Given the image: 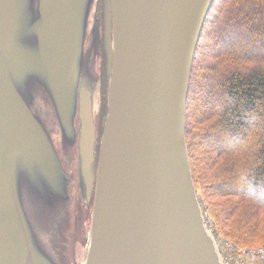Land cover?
Wrapping results in <instances>:
<instances>
[{"label": "water", "instance_id": "water-1", "mask_svg": "<svg viewBox=\"0 0 264 264\" xmlns=\"http://www.w3.org/2000/svg\"><path fill=\"white\" fill-rule=\"evenodd\" d=\"M215 0H0V264L53 262L68 172L95 181L83 264H222L187 144V103ZM93 18V23H92ZM59 137V145L55 138Z\"/></svg>", "mask_w": 264, "mask_h": 264}, {"label": "trees", "instance_id": "trees-1", "mask_svg": "<svg viewBox=\"0 0 264 264\" xmlns=\"http://www.w3.org/2000/svg\"><path fill=\"white\" fill-rule=\"evenodd\" d=\"M186 127L194 182L218 230L242 246H264V0H215L195 56Z\"/></svg>", "mask_w": 264, "mask_h": 264}, {"label": "flooded vegetation", "instance_id": "flooded-vegetation-1", "mask_svg": "<svg viewBox=\"0 0 264 264\" xmlns=\"http://www.w3.org/2000/svg\"><path fill=\"white\" fill-rule=\"evenodd\" d=\"M98 15V14H97ZM103 16V15H102ZM101 15L98 17L102 18ZM102 56V90L101 97L97 96V104L95 106L96 115L103 106V83L105 77L103 55L104 42L101 44ZM107 60V57H106ZM107 104V103H106ZM104 120L101 121L102 129H104ZM101 132V130H100ZM99 133V129H98ZM102 133L98 135L97 160L95 167V181L93 190L90 191V184L86 183L85 179L80 176L79 159L77 152L74 154L70 162H65L67 166H71L68 170L70 182L71 199L69 202V210L64 218L58 223L57 232L52 233L48 237V241L58 253H53V262L59 264H83L86 256L88 244V236L91 227L92 214L95 206L96 186H97V168L99 163V154L101 148ZM15 263L22 264V258L15 259ZM26 264H35L33 256L29 255Z\"/></svg>", "mask_w": 264, "mask_h": 264}, {"label": "built area", "instance_id": "built-area-1", "mask_svg": "<svg viewBox=\"0 0 264 264\" xmlns=\"http://www.w3.org/2000/svg\"><path fill=\"white\" fill-rule=\"evenodd\" d=\"M205 226L212 236L222 264H264V246L245 247L220 232L207 205L204 207Z\"/></svg>", "mask_w": 264, "mask_h": 264}, {"label": "rangeland", "instance_id": "rangeland-1", "mask_svg": "<svg viewBox=\"0 0 264 264\" xmlns=\"http://www.w3.org/2000/svg\"><path fill=\"white\" fill-rule=\"evenodd\" d=\"M100 2H101V0H98V5H96V8H95V10H94V14H98V15H103V10L102 11H100L99 10V6H100ZM97 15V16H98ZM103 17V16H102ZM93 18H92V23H93ZM107 116V115H106ZM106 116H102L101 117V110H100V108H99V112H98V114L96 115V126H97V132H98V129H99V133H100V130H101V127H102V124H101V121L102 120H104V119H106ZM99 133H98V135H99ZM55 138H56V140H57V146H58V148H60V145H59V137H58V133H56V135H55ZM233 240V239H232Z\"/></svg>", "mask_w": 264, "mask_h": 264}, {"label": "bare ground", "instance_id": "bare-ground-1", "mask_svg": "<svg viewBox=\"0 0 264 264\" xmlns=\"http://www.w3.org/2000/svg\"><path fill=\"white\" fill-rule=\"evenodd\" d=\"M96 104H97V97H96ZM199 199H200V196H199ZM204 205H206L205 203H204ZM203 208V207H202ZM203 215H204V208H203ZM205 218V217H204ZM209 233V232H208ZM210 234V233H209Z\"/></svg>", "mask_w": 264, "mask_h": 264}]
</instances>
